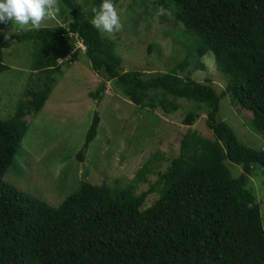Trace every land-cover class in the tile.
I'll return each mask as SVG.
<instances>
[{
  "label": "trees",
  "instance_id": "1",
  "mask_svg": "<svg viewBox=\"0 0 264 264\" xmlns=\"http://www.w3.org/2000/svg\"><path fill=\"white\" fill-rule=\"evenodd\" d=\"M69 12L66 25L12 33L13 42L33 46L29 100L20 101L14 116L0 119V264H264V229L258 204L248 187L252 164L264 168V149L240 142L232 128L217 118L220 95L206 82L169 71L146 76L121 69L114 44L90 23L102 0H90L86 12L77 0H58ZM117 0H112L115 3ZM173 20L183 29L190 53L213 55L228 77L226 91L251 114L249 126L264 136V0H169ZM93 71L103 75L89 95L99 101L105 82L120 89L138 106L172 113L188 102L182 123L200 114L213 135L208 144L188 128L178 154L146 190L131 185L111 188L83 182L57 206L32 197L4 180L26 131L24 115L41 110L56 76L59 57L75 52L76 42ZM1 68V66H0ZM100 117L92 115L76 157L82 160L96 137ZM228 160L241 165L233 176ZM152 157L136 172L151 170ZM159 197L148 207L151 192Z\"/></svg>",
  "mask_w": 264,
  "mask_h": 264
},
{
  "label": "rangeland",
  "instance_id": "2",
  "mask_svg": "<svg viewBox=\"0 0 264 264\" xmlns=\"http://www.w3.org/2000/svg\"><path fill=\"white\" fill-rule=\"evenodd\" d=\"M88 12L90 0H77ZM59 3V1H58ZM123 28L109 37L121 57V69L139 70L146 76L173 71L180 76L209 83L220 95L217 118L232 128L238 140L253 148L264 149V136L249 126L251 114L234 103L226 91L228 77L222 74L209 52L203 56L190 53L178 31L181 23L173 20L175 7L169 0H117L114 3ZM60 13L46 20L42 27L66 25L71 16L59 3ZM164 9L162 15L158 14ZM89 19H92L89 16ZM20 26L0 22V33L19 32ZM75 58L59 57L62 73L56 76L42 110L24 115L27 128L4 180L26 194L57 206L74 193L83 182L122 188L131 185L135 193L146 190L158 173L178 154L182 134L190 128L210 144L214 138L200 114L192 125L182 119L191 105L178 100L181 107L172 113L159 108L138 106L126 98L111 82L99 101L89 95L104 81L92 70L84 46L76 42ZM0 62V119L14 116L17 104L29 100L26 90L33 74L31 42H13L2 51ZM100 117L96 137L90 142L82 160L80 150L93 113ZM151 170L137 180V170L150 158ZM225 165L233 176L241 165L228 160ZM248 187L259 207L264 229V168L252 164ZM159 193L147 195L142 208L151 205Z\"/></svg>",
  "mask_w": 264,
  "mask_h": 264
},
{
  "label": "clouds",
  "instance_id": "3",
  "mask_svg": "<svg viewBox=\"0 0 264 264\" xmlns=\"http://www.w3.org/2000/svg\"><path fill=\"white\" fill-rule=\"evenodd\" d=\"M60 11L58 0H0V22L11 21L25 30H40L46 20L55 19ZM92 12L94 15L90 23L101 33L111 37L123 28L120 14L112 0H102ZM163 13L164 9L160 8L158 14ZM11 36V31L3 33L4 40H9Z\"/></svg>",
  "mask_w": 264,
  "mask_h": 264
},
{
  "label": "crops",
  "instance_id": "4",
  "mask_svg": "<svg viewBox=\"0 0 264 264\" xmlns=\"http://www.w3.org/2000/svg\"><path fill=\"white\" fill-rule=\"evenodd\" d=\"M43 107H44V106H43ZM42 109H43V108H42ZM42 109H41V110H42ZM41 110H40V111H41Z\"/></svg>",
  "mask_w": 264,
  "mask_h": 264
}]
</instances>
